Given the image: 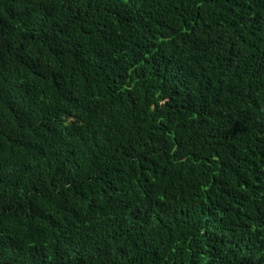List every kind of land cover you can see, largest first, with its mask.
<instances>
[{"label": "trees", "instance_id": "trees-1", "mask_svg": "<svg viewBox=\"0 0 264 264\" xmlns=\"http://www.w3.org/2000/svg\"><path fill=\"white\" fill-rule=\"evenodd\" d=\"M0 264H264V0H0Z\"/></svg>", "mask_w": 264, "mask_h": 264}]
</instances>
